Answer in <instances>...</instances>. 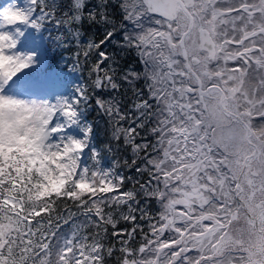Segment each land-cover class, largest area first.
Listing matches in <instances>:
<instances>
[{
    "label": "snow or ice",
    "instance_id": "1",
    "mask_svg": "<svg viewBox=\"0 0 264 264\" xmlns=\"http://www.w3.org/2000/svg\"><path fill=\"white\" fill-rule=\"evenodd\" d=\"M0 264H264V0L0 5Z\"/></svg>",
    "mask_w": 264,
    "mask_h": 264
},
{
    "label": "rangeland",
    "instance_id": "2",
    "mask_svg": "<svg viewBox=\"0 0 264 264\" xmlns=\"http://www.w3.org/2000/svg\"><path fill=\"white\" fill-rule=\"evenodd\" d=\"M8 2H9V0H0V5H4V4L8 3Z\"/></svg>",
    "mask_w": 264,
    "mask_h": 264
}]
</instances>
